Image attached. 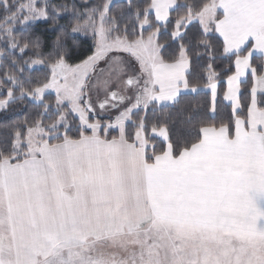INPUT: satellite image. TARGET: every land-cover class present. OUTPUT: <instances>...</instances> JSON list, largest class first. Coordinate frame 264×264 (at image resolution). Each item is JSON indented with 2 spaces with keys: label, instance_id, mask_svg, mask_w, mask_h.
<instances>
[{
  "label": "snow or ice",
  "instance_id": "6c2138e0",
  "mask_svg": "<svg viewBox=\"0 0 264 264\" xmlns=\"http://www.w3.org/2000/svg\"><path fill=\"white\" fill-rule=\"evenodd\" d=\"M0 264H264V0H0Z\"/></svg>",
  "mask_w": 264,
  "mask_h": 264
},
{
  "label": "trees",
  "instance_id": "16d2710c",
  "mask_svg": "<svg viewBox=\"0 0 264 264\" xmlns=\"http://www.w3.org/2000/svg\"><path fill=\"white\" fill-rule=\"evenodd\" d=\"M75 2L77 3V4H79L80 2H81V0H75ZM101 2V0H91V3H93V4H96V3H100ZM121 1H119V2H115V3H120ZM63 22V21H62ZM91 44H92V41L91 40H88L87 41V44L86 45H84V47L85 48H87V47H90L91 46ZM83 50V49H82ZM89 54H91V53H89Z\"/></svg>",
  "mask_w": 264,
  "mask_h": 264
},
{
  "label": "rangeland",
  "instance_id": "374dc122",
  "mask_svg": "<svg viewBox=\"0 0 264 264\" xmlns=\"http://www.w3.org/2000/svg\"><path fill=\"white\" fill-rule=\"evenodd\" d=\"M119 1H121V0H113L114 3H115V2H119Z\"/></svg>",
  "mask_w": 264,
  "mask_h": 264
}]
</instances>
